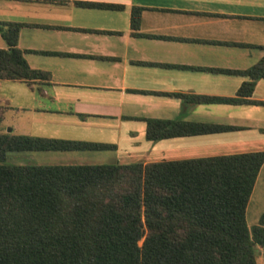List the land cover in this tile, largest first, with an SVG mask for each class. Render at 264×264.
Instances as JSON below:
<instances>
[{
	"label": "crops",
	"instance_id": "obj_1",
	"mask_svg": "<svg viewBox=\"0 0 264 264\" xmlns=\"http://www.w3.org/2000/svg\"><path fill=\"white\" fill-rule=\"evenodd\" d=\"M0 21L20 24L16 47L43 76L0 79V133L110 145L21 151L16 165L264 151V77L244 73L264 56V0H0ZM145 119L182 134L147 140ZM257 183L264 162L248 202Z\"/></svg>",
	"mask_w": 264,
	"mask_h": 264
},
{
	"label": "trees",
	"instance_id": "obj_2",
	"mask_svg": "<svg viewBox=\"0 0 264 264\" xmlns=\"http://www.w3.org/2000/svg\"><path fill=\"white\" fill-rule=\"evenodd\" d=\"M138 13L131 9V28ZM19 26L0 21V79L29 83L43 76L16 47ZM244 73L264 77V56ZM2 111L0 105V122ZM172 125L145 119V139L181 135ZM109 146L0 133V264H256L264 211L250 228L244 214L264 151L109 165L4 164L9 152Z\"/></svg>",
	"mask_w": 264,
	"mask_h": 264
},
{
	"label": "rangeland",
	"instance_id": "obj_3",
	"mask_svg": "<svg viewBox=\"0 0 264 264\" xmlns=\"http://www.w3.org/2000/svg\"><path fill=\"white\" fill-rule=\"evenodd\" d=\"M22 152H9L5 156L4 164L6 165H16L17 161L20 163L18 155ZM248 202V201H247ZM247 208V209H246ZM245 222L248 228L257 223L258 217L261 212L264 211V185L257 183L255 189L251 194L248 205L245 207ZM255 263L264 264V251L260 248L254 250Z\"/></svg>",
	"mask_w": 264,
	"mask_h": 264
},
{
	"label": "water",
	"instance_id": "obj_4",
	"mask_svg": "<svg viewBox=\"0 0 264 264\" xmlns=\"http://www.w3.org/2000/svg\"><path fill=\"white\" fill-rule=\"evenodd\" d=\"M7 131H9V129Z\"/></svg>",
	"mask_w": 264,
	"mask_h": 264
}]
</instances>
